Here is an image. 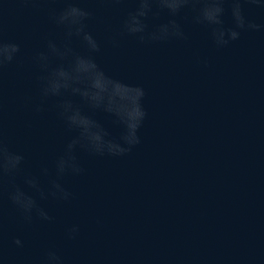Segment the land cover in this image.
Masks as SVG:
<instances>
[{
    "label": "water",
    "instance_id": "water-1",
    "mask_svg": "<svg viewBox=\"0 0 264 264\" xmlns=\"http://www.w3.org/2000/svg\"><path fill=\"white\" fill-rule=\"evenodd\" d=\"M0 264H264V0H0Z\"/></svg>",
    "mask_w": 264,
    "mask_h": 264
}]
</instances>
